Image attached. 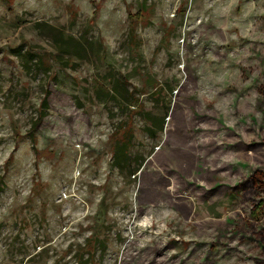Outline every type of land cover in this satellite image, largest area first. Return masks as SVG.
Segmentation results:
<instances>
[{"label": "rangeland", "instance_id": "rangeland-1", "mask_svg": "<svg viewBox=\"0 0 264 264\" xmlns=\"http://www.w3.org/2000/svg\"><path fill=\"white\" fill-rule=\"evenodd\" d=\"M0 264H264V0H0Z\"/></svg>", "mask_w": 264, "mask_h": 264}, {"label": "trees", "instance_id": "trees-1", "mask_svg": "<svg viewBox=\"0 0 264 264\" xmlns=\"http://www.w3.org/2000/svg\"><path fill=\"white\" fill-rule=\"evenodd\" d=\"M59 47H60V45H59ZM120 148L122 149V147H118V148H117V150L115 151V155L117 154L118 150H120ZM120 156H121V155H120ZM117 160H118V159H117ZM118 161H119V160H118ZM258 174H259V173H258ZM260 178H261V177H260ZM260 178H259V179H260ZM252 180H255L254 177H253Z\"/></svg>", "mask_w": 264, "mask_h": 264}]
</instances>
